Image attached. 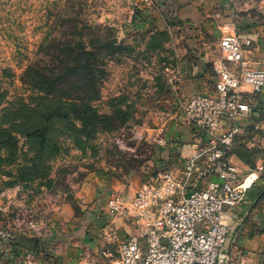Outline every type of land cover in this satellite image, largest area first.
I'll return each mask as SVG.
<instances>
[{
    "label": "rangeland",
    "instance_id": "obj_1",
    "mask_svg": "<svg viewBox=\"0 0 264 264\" xmlns=\"http://www.w3.org/2000/svg\"><path fill=\"white\" fill-rule=\"evenodd\" d=\"M161 3L0 0V126L12 128L13 136L12 141L0 139V227L11 230L23 248L28 238H36L38 247L32 253L37 264H56L52 252L70 248L71 262L110 264L118 242L111 229L122 218L104 211V197L118 192L129 200L161 171L153 156L164 145L156 141L161 132L154 134L156 126L148 110L161 106V97L170 96L183 57L200 58L207 51L220 55L221 28L212 23L220 16L200 9L197 22H190L177 9L147 13ZM238 6L236 14L250 19L244 28L251 29L247 31L251 37L234 24L250 64L255 58L251 49H264V0H241ZM150 14L161 22H149ZM90 54L104 71L99 95L92 102L104 119L83 127L71 114L81 100L45 95L30 86V78L36 71L55 76L65 66L89 63ZM47 106L69 112L67 116L57 112L47 131L42 151L45 158L49 156L43 162L49 166L47 177L32 178L44 167L36 161L35 169L23 168L30 164L37 143L20 131L36 118L37 109ZM254 119L260 121L251 139L255 145L247 149L251 150L245 157L248 162L238 164L250 169L261 166L260 177L264 176V113ZM55 145L58 151L53 153ZM12 149L14 156L9 155Z\"/></svg>",
    "mask_w": 264,
    "mask_h": 264
},
{
    "label": "built area",
    "instance_id": "obj_2",
    "mask_svg": "<svg viewBox=\"0 0 264 264\" xmlns=\"http://www.w3.org/2000/svg\"><path fill=\"white\" fill-rule=\"evenodd\" d=\"M243 45L234 26H227L219 39L220 56L213 62V91L192 93L178 104L184 121L207 138L204 146L183 159L180 174L165 168L129 200L118 193L105 197L107 213L135 227L121 237L111 229L118 239V257L110 264H230L222 249L230 212L260 170L254 168L241 178L231 159L234 140L241 133L238 122L253 110L247 95L264 91V67L247 65ZM156 141L166 144L162 135ZM11 238V230L0 227V242L7 244L2 247H12ZM5 248L0 264H37L33 253Z\"/></svg>",
    "mask_w": 264,
    "mask_h": 264
},
{
    "label": "crops",
    "instance_id": "obj_3",
    "mask_svg": "<svg viewBox=\"0 0 264 264\" xmlns=\"http://www.w3.org/2000/svg\"><path fill=\"white\" fill-rule=\"evenodd\" d=\"M240 1L241 0H161L162 3L160 7L157 6L147 11V13H154L159 9H177L178 15L181 16L182 19L191 20L190 22H197L201 12L205 13L212 11L215 16H220V19L212 22L220 24L219 27L221 29L218 33L217 40L220 39L227 26H234V24L237 29H242V33H245H243L245 37H251L247 35V31L251 29L244 28L250 19L246 18L244 15L240 16L236 14L240 9L238 6ZM200 9L201 12L199 11ZM149 16L150 17L147 19L149 22H161L158 18L154 19L156 16L153 14ZM201 38L202 36H200L199 39ZM194 51L193 49L191 53ZM245 51L246 50H244V57L246 58ZM208 52L210 51L202 53L200 58L195 54L183 57L176 70L179 76L178 82L175 83V87L172 86L173 90L170 92V96L166 98L161 97V106L152 107L147 112V116L155 122L156 128L154 129V134L156 135L161 132L160 135L166 140V144L164 146H159L153 156V160L155 159V163L161 170L167 168L180 174L183 159L207 143V138L202 136L196 128L189 126L184 121L182 112L178 109V104L192 93H209L213 91L215 75L211 60L213 61L220 55L219 53L215 55L212 52ZM249 53L255 58L252 59L253 61L251 63L249 62L250 64H248V60L245 59L248 66L264 67L262 66L264 64V49H259L256 46L253 47ZM247 99L253 100L252 111L258 110V113H250L238 122L242 130V139L240 142L243 144L245 143V147L249 148L255 145L251 139L255 131L254 128H256L260 122L257 119L255 120L254 116L259 117V113H264V91L253 96L247 95ZM223 130L224 129L221 128L220 132ZM255 152L260 151L255 149ZM257 156H259V154L255 155V157ZM231 159L237 163L238 166V163L243 165L241 159L236 155H232ZM239 169L241 178L252 170L246 167H239ZM113 184L116 185L114 182L111 183V185ZM203 184L204 183H201L200 186H203ZM103 209L107 213L105 208V197L103 200ZM114 225L116 226L115 230L118 237L126 233L134 232L135 228L129 221L118 220ZM4 244L6 243L0 242V254L1 251H3L2 248H5L2 247ZM10 248L13 249L14 246H7L5 249L8 250ZM23 249L31 252V250L23 248L21 245L16 246V249L12 251ZM222 249L228 255L230 264H264V176L258 177L251 187L247 189L244 198L231 210L230 229L227 241ZM71 253L72 250L70 248L65 249L64 252L53 251L52 255L53 258L57 260L56 264H85L82 262L69 261ZM105 254L109 255L110 253L107 251ZM117 257L118 252L116 247V256L112 258V261ZM38 264L46 263L38 262Z\"/></svg>",
    "mask_w": 264,
    "mask_h": 264
},
{
    "label": "trees",
    "instance_id": "obj_4",
    "mask_svg": "<svg viewBox=\"0 0 264 264\" xmlns=\"http://www.w3.org/2000/svg\"><path fill=\"white\" fill-rule=\"evenodd\" d=\"M89 58L91 62L82 63L79 61L78 64L65 66L55 76L50 74V72L36 71L33 73L32 78H30V86L35 90L43 92L45 95H56L64 100H81L79 104L74 105L75 107L71 114L81 122L83 127L86 125L96 126L100 120L104 119L92 105V102L96 100L99 95L98 84L104 71L93 62L95 60L93 54H90ZM57 112L58 115L67 116L69 111L66 114L65 112H59L58 108L50 106L45 107L42 111L37 109L36 118L25 124L23 130L20 131L21 134H28L29 137L35 139L37 143L30 164L23 168L29 170L35 169L36 161H42V167H44L42 172L31 175L30 177L32 178L40 179L47 177L49 166L45 163L49 156L45 158V156L42 155V151L46 143L47 131L52 126L51 120L57 115ZM11 133L12 128L0 126V139L12 141L13 136ZM240 135L241 134L237 135L234 140L231 155H236L241 160L248 162L245 157L247 154L251 153V150H247L248 148H246L242 142H239L238 138H241ZM9 145L15 149V144L10 143ZM13 149L9 152L10 156H14ZM53 149H55L53 153L58 151L56 145ZM16 239L17 238L13 237L9 240V243L14 246L13 249H16L18 245L23 246V242H18Z\"/></svg>",
    "mask_w": 264,
    "mask_h": 264
},
{
    "label": "water",
    "instance_id": "obj_5",
    "mask_svg": "<svg viewBox=\"0 0 264 264\" xmlns=\"http://www.w3.org/2000/svg\"><path fill=\"white\" fill-rule=\"evenodd\" d=\"M27 249L31 250V252H35L37 247H38V242L36 238H28L26 241V246Z\"/></svg>",
    "mask_w": 264,
    "mask_h": 264
}]
</instances>
